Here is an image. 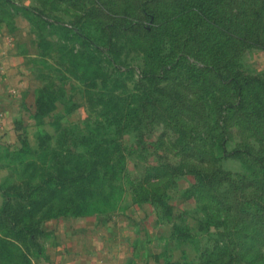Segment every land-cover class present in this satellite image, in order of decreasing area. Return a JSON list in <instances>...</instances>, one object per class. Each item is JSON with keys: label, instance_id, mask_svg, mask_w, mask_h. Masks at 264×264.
<instances>
[{"label": "rangeland", "instance_id": "obj_1", "mask_svg": "<svg viewBox=\"0 0 264 264\" xmlns=\"http://www.w3.org/2000/svg\"><path fill=\"white\" fill-rule=\"evenodd\" d=\"M0 53V264H264V0H0Z\"/></svg>", "mask_w": 264, "mask_h": 264}, {"label": "crops", "instance_id": "obj_2", "mask_svg": "<svg viewBox=\"0 0 264 264\" xmlns=\"http://www.w3.org/2000/svg\"><path fill=\"white\" fill-rule=\"evenodd\" d=\"M0 57L1 53H0ZM14 72L12 67L5 66V63L0 58V104L5 103L6 99H10L12 96L10 95L11 92H13L15 89H11V78H9L7 75ZM17 85H21L18 80ZM1 106V105H0ZM4 115V108L0 107V118ZM59 249V248H58ZM62 257V256H61ZM49 258L45 262V264H81L82 260H86L87 264H98L103 263L104 261L94 258ZM126 263V262H125Z\"/></svg>", "mask_w": 264, "mask_h": 264}, {"label": "trees", "instance_id": "obj_3", "mask_svg": "<svg viewBox=\"0 0 264 264\" xmlns=\"http://www.w3.org/2000/svg\"><path fill=\"white\" fill-rule=\"evenodd\" d=\"M29 223V222H28ZM28 223H24L25 224V228H24V230L25 231H28V230H31L32 229V226H27V225H29ZM32 225V224H31ZM11 231V230H10ZM29 232V231H28Z\"/></svg>", "mask_w": 264, "mask_h": 264}]
</instances>
